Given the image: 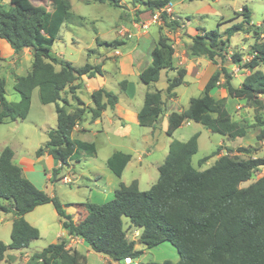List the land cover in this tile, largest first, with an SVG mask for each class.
Wrapping results in <instances>:
<instances>
[{
    "label": "trees",
    "instance_id": "1",
    "mask_svg": "<svg viewBox=\"0 0 264 264\" xmlns=\"http://www.w3.org/2000/svg\"><path fill=\"white\" fill-rule=\"evenodd\" d=\"M12 1L13 4L6 8L0 0V39L8 43L15 55L29 49L32 59L30 69L24 75H14L13 89L19 94L18 101L5 98L6 81L0 76V124L27 116L33 88H37L41 104L54 105L56 125L48 130V139L35 154L40 156L46 152L55 164H59L51 169L50 180L55 181L61 166L81 156L93 157L96 153L92 142L71 136L73 127L86 115L93 121L100 118L106 108L114 109L118 97L99 87L89 93L91 105H86L76 93L79 86L75 82L82 76L101 75V65L87 62L75 66L52 53L60 27L65 22L83 19L72 12L69 0H49V8L31 0ZM96 1L121 7L120 0ZM130 1L143 5L150 15L171 0ZM240 16L241 21L224 29V37L218 30H204L191 36L188 55L204 56L217 63V57L224 58L233 34L252 33L256 36L248 50L250 59L242 63L241 52L235 50L228 63L238 64L249 73L243 76L238 87L232 85V74L224 67L209 75L201 94L191 97L186 109L167 114V135H172L184 121L199 123L211 132L231 139L246 135V127L232 119L224 98H215L211 93L220 87L221 80V87L230 98L251 101L257 109L263 108L264 40H260V25L252 24L247 6L243 5L234 18ZM164 25L174 28L180 23L164 17ZM175 67L173 47L167 37L159 36L151 49L150 61L139 72L138 78L148 85L159 79L162 69L176 70L165 88L167 98L173 99L177 96L175 88L184 83L187 72L185 67ZM120 82L124 88L126 80ZM163 110L161 91L145 92L136 114L138 124L153 126ZM254 119L256 140L264 142V116L258 113ZM198 136L195 132L186 141H170L167 154L157 167L158 177L148 189L140 190L134 179L129 184L120 182L114 189L113 198L106 202L75 204L83 210L78 221L66 212L54 195H48L27 179L20 166L13 162L12 149L4 147L0 151V200L4 202L0 204V211L11 212L13 219L10 242L0 240V261L7 250L25 248L39 238V230L25 220L24 214L38 205L50 203L66 233L56 242L33 252L25 264H86L83 254L66 248L72 235L81 237L91 250L107 256L113 263L121 264L127 256L136 259L143 250L135 249V241L126 238L123 217L128 218L130 226L140 229L138 242L144 249L168 241L179 255L176 261L137 264H264V175L239 187L253 172L264 167V157L238 158L226 153L218 156L209 167L199 169L191 160L198 151ZM219 149L218 146L200 158L198 165L217 155ZM249 150L236 148L237 152ZM130 157L129 153L114 151L106 159V166L119 178Z\"/></svg>",
    "mask_w": 264,
    "mask_h": 264
},
{
    "label": "rangeland",
    "instance_id": "2",
    "mask_svg": "<svg viewBox=\"0 0 264 264\" xmlns=\"http://www.w3.org/2000/svg\"><path fill=\"white\" fill-rule=\"evenodd\" d=\"M1 1L6 8L13 4L12 0ZM31 1L34 4L45 5L47 8L50 5L49 0ZM69 1L72 12L76 15L83 16V19L80 21L73 20L69 24H65V22L60 27L57 38L51 48L52 53L58 55L61 59L71 62L75 66H82L87 62L90 64L96 61H99V63L102 62L105 65V70L108 71V74H106V87H102L118 97L119 112H125L128 106L130 110L137 112L142 105L144 93L156 89L161 91L162 99L164 100V110L158 119L156 129L139 125L136 121L131 120V116L126 121L127 124H123L122 129H120L119 125L121 121L110 109H106V113L102 117L101 122L97 124L87 123L86 126L89 125L88 130L84 132L82 137L86 141H93L96 153L93 157L81 156L72 163L74 168L69 174V183L47 179L46 173H50L51 170L47 168L48 164L46 160L36 165L37 171L35 173L27 174L29 180L36 187L46 193H52L60 201L67 213L74 217V209L71 207L70 202L77 204L80 203L77 201L86 202L90 199V197L88 198L90 193L89 189L95 187L90 185L91 182L87 180V177L90 178L93 171L98 172L104 177V173L109 172L105 165V159L116 150H122L132 155L130 165L124 170L121 181L124 184H129L132 180L139 179L137 181L140 190L148 189L149 185L151 186V183L156 181L158 177L156 166L161 164L166 156L169 142L173 139L186 141L195 132L199 133L198 151L192 156L191 160L193 165L199 169L209 167L218 156L226 153L238 158L264 157V142L256 140L255 135L257 129L254 119V116L258 113L264 116V96H261L263 108L257 109L256 105L251 101L247 102L237 98H230L223 87H221L223 80L220 81L219 89H215L213 94L215 98H224V103L232 119L246 127L247 131L244 137L231 139L211 132L201 124L193 121H184L170 136L165 133L167 114L170 112L180 113V111L186 109L190 98L201 94L203 84L212 72L224 67L232 74V85L235 87L240 85V81L243 78L242 75L247 73V69L240 67L238 64L228 63L231 61V54L235 50L241 52L242 63L247 62L250 59V54L248 53L249 47L254 42L253 37L256 36L252 33L245 34L243 32L233 34L229 39L226 53L223 54L224 58L217 57V63H212L204 56L196 58L188 55L191 39L190 41L187 40L190 35L185 30L183 31L185 28L184 24L187 23L186 20L189 21V27L198 29L197 33H202L204 30H218L221 36L224 37V29L226 27L242 20L241 16L234 18V15L245 5L250 10L252 24L260 25V40H264V0H171L172 10L175 13L172 15L177 18L175 20L180 23V26L168 28L161 21L159 24L150 26L138 38L135 37L132 39L120 36L118 30L121 27L127 26L128 21L134 18H144V12H147L145 15L147 17L149 11H146L143 5L132 4L130 0H120L121 7L117 8L107 2L99 3L96 0ZM205 3H208L212 7V11L205 12L204 16H199L198 10ZM159 36L167 37L173 46L175 51V68H186L189 65L202 76L198 80L195 77V71L194 73L186 75L184 83L175 88L177 96L173 99L167 98L165 88L167 86V80L176 75V70L164 69L160 73L159 79L148 85L142 83L136 73L128 74L127 76L119 74L121 58L126 56L132 47H140L142 58H148L149 51ZM96 38L99 39L98 43H96ZM2 42L4 45L0 46V53L7 55L6 53L10 47L6 41L2 40ZM115 49L120 51L121 54L119 56L113 55ZM133 64L134 62L128 61L127 70H132ZM4 65V62L0 63V76L4 77L6 81L5 98L8 101L16 102L19 100V94L13 89L14 77L12 75L15 74L12 72L11 75L9 72L12 69L8 70ZM137 67L141 66H137L136 64L135 70ZM214 68L215 70H213ZM18 71L20 74L23 73L20 68H18ZM101 71V75L96 74L97 76H94L96 81L100 80L98 78L103 75V70L101 69ZM122 80H126L124 88L120 85V81ZM78 86L79 88L76 90L77 95L83 99L88 98L81 81H78ZM67 96L70 98L69 93ZM51 106L40 103L37 89H35L33 101L27 116L24 119L17 118L0 124V149L8 146L15 151L17 159L20 155L25 158L35 159V151L48 139L45 131L54 127L56 123L55 113ZM134 119L136 118L134 117ZM85 121L87 122L84 119L83 123ZM218 146L220 147L218 154L203 161L199 166L198 160L209 155ZM237 147H245L250 150L249 152H237ZM262 175H264V167L253 172L249 179L239 184V187L249 185ZM111 176L117 179L114 175ZM48 206L49 210L44 211L48 234L43 232V237L39 235V238L32 241L31 247L33 249L43 248L54 239L57 225L55 223L56 212L52 204ZM122 222L124 227L127 228L129 224L128 218L123 217ZM10 229L8 223L0 222L1 241L10 242ZM135 244H137L139 249H143V253L139 256L138 260L133 259L134 262L176 261L179 258L176 249L168 241L151 249H144L143 245L137 243L136 240ZM88 261L89 264H104L101 254L95 251H92L88 255ZM0 264L6 263L3 262Z\"/></svg>",
    "mask_w": 264,
    "mask_h": 264
},
{
    "label": "crops",
    "instance_id": "3",
    "mask_svg": "<svg viewBox=\"0 0 264 264\" xmlns=\"http://www.w3.org/2000/svg\"><path fill=\"white\" fill-rule=\"evenodd\" d=\"M202 1H205V0H202ZM71 4V3H70ZM212 11V7L208 4V3H205V5L198 10L199 12V16H204L205 15V12H210ZM174 13V12H173ZM147 12H144L143 13V17L144 18H141V19H145L146 18V15ZM175 14V13H174ZM177 16V15H176ZM83 17V16H82ZM187 23L184 24L185 25V28L183 29V31L185 30V32H187V34L190 35V37L187 39L190 41L191 39V36H193L194 34L197 33L198 29L197 28H191L188 26V23L189 21L186 20ZM129 22V21H128ZM246 34V33H245ZM139 37V36H138ZM137 37V38H138ZM184 38V37H183ZM4 45L3 42H2V39H0V46ZM172 46V45H171ZM173 47V46H172ZM138 47L134 46L130 49L129 53L122 57L121 58V62H120V68H119V74L121 75H124V76H127L128 74H139V72L149 63L150 61V52H151V48L150 51H149V55H148V58H142L141 56V50H140V47L137 49ZM139 50V51H138ZM101 52V51H100ZM7 55H2V53H0V63L4 62V67H7L8 70H11V72H9L11 75H12V72L15 74V75H24L29 69H30V64H31V52L29 51V49H23V51L19 54V55H15L12 51V49L10 48L7 53ZM174 55H175V51H174ZM6 56V57H5ZM57 57H59L58 55H56ZM60 58V57H59ZM197 58V57H196ZM128 61H132L134 62L133 64V69L132 70H127V64H128ZM175 63V61H174ZM93 64H100L101 65V69L103 70V75L101 77H99L98 81L95 80V77H86V76H82L81 79L77 80L75 82L78 83V81H81L82 82V87H84V90L87 94V97L86 99H83L81 98L84 103L86 105H91V101H90V98H89V93L93 90V89H96V88H99V87H102V86H105L106 87V81H107V76L106 74H108V71L105 70L104 68V64L99 63V61H96L94 62ZM136 64L137 66H141V67H137V69L135 70L136 68ZM174 66H176V64H174ZM190 66H186V75H189L191 73H194L195 71V77L199 79H201L202 76L199 75V72H197L194 68H192V66L189 68ZM18 68H20L23 73L20 74L18 73ZM215 70V68L213 69ZM164 71V69H162L160 71V73ZM131 72V73H130ZM213 73V72H212ZM211 73V74H212ZM247 73H249V71L247 70ZM247 73H244L242 76L246 75ZM173 74V73H172ZM160 76V74H159ZM12 77H14V75H12ZM207 79V78H206ZM243 79V78H242ZM241 79V81H242ZM184 81H185V78H184ZM240 81V83H241ZM153 83V82H152ZM37 89V88H33L32 90V93H31V104H32V101H33V95H34V90ZM217 89V88H215ZM214 89V90H215ZM219 89V88H218ZM78 90V89H77ZM214 90H212V95L214 96L213 92ZM221 90V89H220ZM37 95H38V92H37ZM215 97V96H214ZM221 98V97H219ZM236 99V98H235ZM30 104V106H31ZM45 105H52V109L54 110V105L53 104H45ZM128 106V105H127ZM106 109H109V108H106ZM106 109L102 112V115L100 118L96 119V120H93L91 121L90 120V117L89 115H86L85 116V120H87V122L85 121V123H83V120L81 122H79L78 124H76L73 129H72V132H71V136L72 137H75V138H78L80 140H84L86 141V139L84 137H82L84 135V132H86L88 130V126L87 123H92V124H97L99 122H101V119L102 117L104 116V114L106 113ZM30 110V109H29ZM114 112V115L120 119V125H119V128L122 129L123 127V124L126 125L127 122L130 118L129 116H131V120L133 121H137V118H136V114L137 112L133 111V110H130L129 109V106L125 109V112L123 111L122 113L118 111V101L117 103L115 104V107L114 109H110ZM29 112V111H28ZM55 113V111H54ZM128 114V115H127ZM134 117L136 119H134ZM55 121H56V115H55ZM186 122H189V121H186ZM6 123V122H5ZM158 123V120L155 122V124L149 128H153V129H156V125ZM3 124V123H2ZM56 125V123H55ZM54 125V127H55ZM54 127H51V128H54ZM167 127V126H166ZM152 129V130H153ZM49 130V129H48ZM46 130L45 132L47 133ZM88 141V140H87ZM88 142H92L93 141H88ZM170 143V142H169ZM3 149V148H2ZM0 149V151L2 150ZM13 151V150H12ZM117 151V150H116ZM118 151H122V150H118ZM122 152H125V151H122ZM113 153V152H112ZM111 153V154H112ZM125 153H128V152H125ZM109 154L106 159L111 155ZM130 154V153H129ZM131 155V154H130ZM87 157V156H86ZM17 159V156L15 154V151H13V162L17 165L20 166L21 170H22V173L23 175L27 178V174L28 173H35L37 171V167L36 165L38 163H40L41 161H44L46 160L47 161V164H48V169L51 170L53 167H58L59 164H55L54 160L46 153V152H43V154H41L40 156H36L35 154V159H29V158H25L23 157L22 155H20L17 159V161H15ZM106 159H105V165H106ZM131 159H132V155L129 159V161L126 163L125 167L123 168V171L121 173V176L124 172V170L127 169V167L130 165V162H131ZM139 160L140 157H138ZM75 160L73 161H70L67 165H63L61 166L60 170H59V173L57 174L56 176V180H60V181H63L64 183H69L70 182V173L73 171V165L72 163L74 162ZM160 165V164H158ZM158 165L156 166V169L158 167ZM107 167V166H106ZM108 169V168H107ZM41 170H43L41 168ZM109 172H105V176L102 177L101 174H99L98 172H95L93 171L92 172V175L91 177H87V180L91 182L90 185H92L93 187L95 188H90V193H89V196L88 198L90 197V199H88L86 202H92V203H95V202H98V203H103V202H106L108 200H110V198L112 196H114V189L117 187V185L122 182L121 181V176L117 179H114L111 175H113V173L108 169ZM110 173V174H109ZM50 176H51V172L49 173H46V178L47 179H50ZM115 177V176H114ZM139 180V179H137ZM123 183V182H122ZM137 184H138V181H137ZM153 183H151L152 185ZM150 187V185H149ZM45 192V191H44ZM48 195L50 196H53L52 193H48ZM113 198V197H112ZM111 198V199H112ZM92 200H97V201H92ZM77 202H80V203H85V202H82V201H77ZM4 203L3 201L0 200V204ZM74 202H70L71 204V207H73L74 209V217L73 219L75 221H78L83 210L80 206L78 205H75L73 204ZM50 203H46V204H42V205H38L36 206L33 210L27 212L26 214H24V218L25 220L30 223L31 225L35 226L38 230H39V235L40 237H43V232L45 234H48V229H47V221L45 219V210L48 211L49 210V205ZM54 209V208H53ZM2 214L0 215V222H6L10 225V228H11V224H12V219H13V215L11 212H3V211H0ZM54 212V210H53ZM55 213V212H54ZM56 216H55V223L57 224L56 225V230H55V234H54V239L52 242H56L59 238L63 237L65 235V230L62 228L61 226V223L59 221V218L57 216V213H55ZM129 222V220H128ZM124 226V225H123ZM125 228V227H124ZM125 231H126V238L128 240H136L137 243L138 242V235L140 233V229L138 228H135L133 226H130V222L129 224L127 225V228H125ZM129 232H132L129 234ZM56 240V241H55ZM34 241V240H33ZM4 243H7L5 241H3ZM49 242V241H48ZM52 242H49V243H52ZM32 245V241L30 242V244L25 247V248H22V249H19V250H16V249H9L7 250V253H6V256L3 260L0 261V263H3L5 262L6 264H25L27 261H28V258L30 257V255L35 252V251H39L42 247L38 248V249H33L31 247ZM35 247V246H34ZM66 248L68 249H72V250H75L81 254H85V259H86V264H89V261H88V255L91 254V252L93 250H91L88 245H86L82 238L79 237V236H76V235H72L68 238L67 240V243H66ZM134 248L135 249H139V247L137 246V244L134 245ZM83 250V252H82ZM143 250V249H141ZM97 253V252H96ZM100 254V253H99ZM9 257V259H7ZM101 257L103 259V262L104 264H116V263H113L107 256L101 254ZM139 258V257H138ZM138 258H136L138 260ZM135 259V260H136ZM139 261H135L134 264H137ZM121 264H124V263H121Z\"/></svg>",
    "mask_w": 264,
    "mask_h": 264
},
{
    "label": "built area",
    "instance_id": "4",
    "mask_svg": "<svg viewBox=\"0 0 264 264\" xmlns=\"http://www.w3.org/2000/svg\"><path fill=\"white\" fill-rule=\"evenodd\" d=\"M172 3L169 1L160 8L154 9L148 17L145 19H132L128 22L127 26L121 27L118 30L120 36L132 39L138 37L140 34L146 32L152 25L159 24L161 21L164 22V17L169 19H177L173 15ZM121 53L118 49H115L113 55L119 56ZM124 264H134L133 259L129 256L123 259Z\"/></svg>",
    "mask_w": 264,
    "mask_h": 264
},
{
    "label": "water",
    "instance_id": "5",
    "mask_svg": "<svg viewBox=\"0 0 264 264\" xmlns=\"http://www.w3.org/2000/svg\"><path fill=\"white\" fill-rule=\"evenodd\" d=\"M116 264H120V263H116Z\"/></svg>",
    "mask_w": 264,
    "mask_h": 264
}]
</instances>
